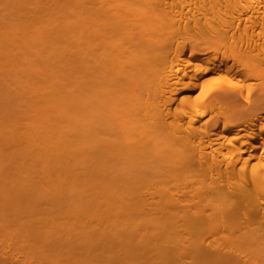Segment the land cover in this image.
Returning <instances> with one entry per match:
<instances>
[{"label":"bare ground","instance_id":"bare-ground-1","mask_svg":"<svg viewBox=\"0 0 264 264\" xmlns=\"http://www.w3.org/2000/svg\"><path fill=\"white\" fill-rule=\"evenodd\" d=\"M1 6L0 90L23 97L0 101L1 234L45 230L40 254L93 243L61 245L63 262L264 264V94L238 102L264 74V0ZM203 22L247 46L217 31L204 51L170 50L173 25Z\"/></svg>","mask_w":264,"mask_h":264},{"label":"rangeland","instance_id":"rangeland-1","mask_svg":"<svg viewBox=\"0 0 264 264\" xmlns=\"http://www.w3.org/2000/svg\"><path fill=\"white\" fill-rule=\"evenodd\" d=\"M0 8H2V6L0 7ZM1 10V9H0ZM2 11L4 12V10H3V8H2ZM1 11V12H2ZM2 12V13H3ZM190 15H192V13H190ZM212 27H214V28H211L210 26H208L205 22H203L201 25H199V28H197V29H193V28H191V27H189L188 29H187V31H183V28L182 27H178L176 24L175 25H173V31H172V33L170 34V36H169V39H168V41H167V43H168V47H170V50H172V49H175L176 47H183V50L185 51V50H188L190 47H194L196 50H198V52H200V51H204L205 50V47H206V45L205 44H207L206 42V40L205 39H208L207 37H210V40L212 39V38H214V32L216 33L217 31H219L220 32V35H219V42H221L222 44H229V43H233V44H235V45H237V46H239V47H243V48H245L246 46H247V43H246V40H245V38L244 37H242V35H240L241 34V32H243L242 31V28H235L234 27V25L231 23V22H226V23H221V24H218V22H212ZM177 28H179V29H177ZM203 37V38H202ZM206 37V38H205ZM205 41V42H204ZM191 45V46H190ZM196 45V46H195ZM200 48V49H199ZM264 56V55H263ZM1 78V77H0ZM3 78V77H2ZM2 78H1V80H2ZM6 79V78H5ZM5 79H3V82H4V80ZM6 81V80H5ZM6 83H9V81H6ZM215 84H218V80L215 78V77H212V76H210L205 82L203 81L202 83H201V85H204L203 87L204 88H209V87H212L213 85H215ZM236 83H233L232 85H235ZM231 87V86H230ZM0 89H2L1 87H0ZM232 89V87L230 88V90ZM3 90H4V88H3ZM3 90H0V96L2 95V94H4V92L5 91H7L6 93L8 94V90L9 89H7V88H5V91H3ZM201 91V88H197L196 90H195V92H200ZM3 92V93H2ZM2 93V94H1ZM4 94L5 96L4 97H6L7 96V94ZM15 94H17V95H15ZM15 94H13L12 96L13 97H15V98H13L11 95H9L8 94V96H7V98H3V96H2V98L0 97V101L2 100V99H5V100H9L10 101V103L7 101H5V100H2L1 101V103H3V101H5L4 102V104H6V106L8 107L9 105H10V107H14L15 105H20L22 102H20L22 99H23V97H21L18 93H16L15 92ZM264 94V74H263V76L261 77V78H258V79H254V80H252L251 82H249L246 86H245V88H244V90H243V93H242V96L239 98V103L242 105V106H247L248 105V103H250V104H252V105H255L259 100H260V98H261V96ZM21 98V100H20V98ZM19 98V99H18ZM11 99H12V101H11ZM15 101H14V100ZM17 100V101H16ZM9 103V104H8ZM11 103H13L12 105H11ZM17 103V104H16ZM19 103V104H18ZM8 104V105H7ZM44 207H45V205H43ZM42 206V208H44ZM44 213V212H43ZM45 213H47V212H45ZM0 230H1V228H0ZM36 230H40V232L42 231L40 228H36ZM20 231H22V230H20ZM25 231H28V230H25ZM33 231V230H32ZM31 231V232H32ZM34 231H35V229H34ZM33 231V233L34 234H32V235H34L35 237H36V239L38 240V239H40L39 241H37V242H35V239L33 240L32 238L34 237V236H32L31 235V233H29L28 232V234H26V236L27 235H31L32 236V240L34 241V244H32L33 243V241H31V240H28L27 241V238L29 239L30 238V236L29 237H27L26 239L25 238H23V236L24 237H26L25 236V232L24 233H20L19 232V234L21 235L22 234V236H20L19 234H16V233H18V231H15L16 233H14V231H8V230H4V231H2V234H1V231H0V261H2L4 264H11V263H13V264H40V262H41V264H50V262H48L49 260H48V258L50 259V261H51V259L53 258L51 255L49 256V254H52L53 256H54V260H57L56 258H58V256H60V261L58 260V262H59V264L61 263V261H62V258L63 257H61V256H65V255H62V251L61 252H59V247H61V249H62V246H64L63 247V249L65 250V252H66V250L68 249V251H74L75 249L74 248H72V250H70V248H67V247H70V246H72L73 247V244L75 243V242H73L71 245H69L70 244V242L68 241V240H66V238H64L65 240H66V242L68 243H66L65 241H63V239H61L60 240V238H62V237H58L59 238V240H58V238H57V241H59V242H56V243H60V245H59V247H56V246H53V247H55V248H53L54 250L56 249V250H58V251H54L53 249H51V250H53V252L52 253H48V251H44L45 249H48L47 247L49 246L50 248H52V244H48L50 241H48V239L50 238H47V236H45L46 238V240L48 241V243H44L45 245H43L42 243H41V247L43 248H45L43 251V253L45 254V255H43V253L42 254H40V251L42 252V248L40 247V245L39 244H37L38 242L40 243V241H42V239H41V237L43 238V236H41L40 237V234L42 233H44L45 232V230H43L40 234H39V232L37 231H35L34 232ZM50 231V230H49ZM137 231H140V230H137ZM143 231V230H142ZM141 231V232H142ZM6 232V233H5ZM10 232V233H9ZM13 232V234L14 235H12L11 233ZM140 232V233H141ZM27 233V232H26ZM18 235V236H16V235ZM39 234V235H38ZM45 234V233H44ZM146 234V233H145ZM40 238H39V237ZM147 236H149V235H145V237H147ZM17 237V238H16ZM18 237H21V238H18ZM143 237V236H142ZM144 237V238H145ZM13 238H15L14 240H13ZM52 239H51V243H52V241H54L53 239H54V236H52L51 237ZM149 238H150V236L147 238L148 240H149ZM153 238V237H152ZM19 239H21V240H19ZM68 239V238H67ZM146 239V238H145ZM24 240H25V242H24ZM43 240H44V238H43ZM50 240V239H49ZM69 240H70V238H69ZM72 240V239H71ZM150 240H151V238H150ZM18 241V242H17ZM46 241V242H47ZM65 242V245L67 246H65L64 245V243H61V242ZM75 241V240H74ZM147 241V240H146ZM22 242H24L23 243V245L26 247H24V246H22ZM29 242V243H28ZM77 242V244H78V247L76 246V245H74L75 247H77L78 249H76V250H80L81 248L80 247H82V248H84V249H88V248H85L86 246V244H88V246H89V249H92V244H90V243H86L85 245H84V243H79L78 241H76ZM28 243V244H27ZM31 243V244H30ZM53 243H55V242H53ZM90 244V245H89ZM184 244V243H183ZM31 245V246H30ZM35 245H38L37 247H40V248H37ZM54 245V244H53ZM62 245V246H61ZM94 245H96V243L94 244ZM94 245H93V248H94ZM31 247V249H30V247ZM32 246H34V247H32ZM46 246V247H45ZM57 246H58V244H57ZM87 246V247H88ZM91 246V247H90ZM97 246V245H96ZM95 246V247H96ZM30 249H28V248ZM104 247V246H103ZM103 247H101V245L99 246V249H101V248H103ZM34 248V249H33ZM37 248V249H36ZM65 248H67V249H65ZM80 248V249H79ZM33 249V250H32ZM62 249V250H63ZM95 249L97 250V248H94V251H95ZM63 250V251H64ZM102 250V249H101ZM101 250H99V251H101ZM38 251H39V254H40V257L41 258H43L44 260H42V259H40L41 261H38L37 262V260L40 258H38L37 256H39V254H38ZM49 251H50V249H49ZM73 251L71 252L72 254H73ZM82 251H85V250H83V249H81L80 250V252L82 253ZM98 251V250H97ZM98 251V252H99ZM37 253V254H35V253ZM51 252V251H50ZM57 252V253H59V254H57L56 253V258H55V253ZM64 252V253H65ZM97 252V253H98ZM102 252V251H101ZM101 252H99L100 254H101ZM33 253V254H32ZM54 253V254H53ZM61 253V254H60ZM67 254L69 253V252H66ZM80 253V254H81ZM98 253V254H99ZM47 254V255H46ZM67 254H66V256H67ZM71 254V255H72ZM34 255V256H33ZM37 255V256H36ZM43 255V256H42ZM70 255V254H69ZM75 253H74V257H75ZM10 256V257H9ZM36 256V257H35ZM20 257V258H19ZM50 257H52V258H50ZM68 257V256H67ZM74 257H68V258H74ZM76 257H78V256H76ZM75 257V259L74 260H76L77 258ZM4 258V259H3ZM64 258H66V257H64ZM68 258H67V260H68ZM80 258V257H79ZM82 258V257H81ZM81 258H80V260H76V261H78L79 263L81 262V264H84V262L83 261H81ZM13 259V260H12ZM24 259V260H23ZM31 259V260H30ZM34 260H36V261H34ZM46 260H48L47 262H46ZM54 260H52L51 261V264L52 263H58L57 261H55L54 262ZM67 260H64V262H63V264H66L68 261ZM13 261V262H12ZM23 261V262H22ZM66 261V262H65ZM70 261H72V259H70ZM69 261V262H70ZM35 262H37V263H35ZM42 262H44V263H42ZM68 262V263H69ZM74 262V261H73ZM73 262H72V264H73ZM78 262H74V263H76V264H78ZM83 262V263H82ZM67 263V264H68ZM86 263V262H85ZM70 264V263H69Z\"/></svg>","mask_w":264,"mask_h":264}]
</instances>
